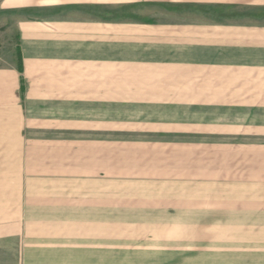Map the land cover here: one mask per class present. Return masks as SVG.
I'll use <instances>...</instances> for the list:
<instances>
[{
    "label": "rangeland",
    "instance_id": "1",
    "mask_svg": "<svg viewBox=\"0 0 264 264\" xmlns=\"http://www.w3.org/2000/svg\"><path fill=\"white\" fill-rule=\"evenodd\" d=\"M23 23L75 29V46L42 56L28 43L24 170L0 180V199L22 209L0 233L48 247L233 245L264 191V0H29L0 11V68L19 65Z\"/></svg>",
    "mask_w": 264,
    "mask_h": 264
},
{
    "label": "crops",
    "instance_id": "2",
    "mask_svg": "<svg viewBox=\"0 0 264 264\" xmlns=\"http://www.w3.org/2000/svg\"><path fill=\"white\" fill-rule=\"evenodd\" d=\"M28 1L0 0V11L10 12L12 9L26 8ZM260 34L264 35V31L260 30ZM19 36V65L11 69L0 68V146L2 149L7 147L9 151H13L9 154L4 150L0 154V160L18 161L21 166L11 171L0 170V180L8 177L12 179L14 176L19 179L24 170L25 157L22 146H25V140L23 141L22 136L25 129V110L21 102V77L28 67V43L38 45L42 56L45 55L43 51L47 49L48 56L51 55V48L58 50L61 47L65 50L66 47L63 46L69 45L70 38L72 46H75V29L70 30L61 25L23 23L19 26ZM248 42L253 43L252 39ZM9 189L14 193L13 187ZM3 190L0 188V194H6ZM19 191L17 186L15 192ZM16 201L17 198L12 197L0 199V225L12 224V217L21 215L22 208ZM16 220L18 221V218ZM243 226V234H234V244L227 249L182 246L137 249H115L106 245L33 246L27 244L23 234L0 233V264H264V191L260 192L258 204H250L244 209Z\"/></svg>",
    "mask_w": 264,
    "mask_h": 264
},
{
    "label": "trees",
    "instance_id": "3",
    "mask_svg": "<svg viewBox=\"0 0 264 264\" xmlns=\"http://www.w3.org/2000/svg\"><path fill=\"white\" fill-rule=\"evenodd\" d=\"M19 62H20V59H19Z\"/></svg>",
    "mask_w": 264,
    "mask_h": 264
}]
</instances>
